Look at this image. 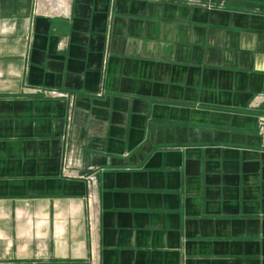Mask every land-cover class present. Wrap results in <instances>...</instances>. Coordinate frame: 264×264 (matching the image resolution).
Listing matches in <instances>:
<instances>
[{
	"label": "crops",
	"instance_id": "crops-1",
	"mask_svg": "<svg viewBox=\"0 0 264 264\" xmlns=\"http://www.w3.org/2000/svg\"><path fill=\"white\" fill-rule=\"evenodd\" d=\"M52 9L0 0V264H264V0Z\"/></svg>",
	"mask_w": 264,
	"mask_h": 264
},
{
	"label": "rangeland",
	"instance_id": "rangeland-1",
	"mask_svg": "<svg viewBox=\"0 0 264 264\" xmlns=\"http://www.w3.org/2000/svg\"><path fill=\"white\" fill-rule=\"evenodd\" d=\"M45 1H46V5H47V7H48L49 9L53 10V9H52V4H55L56 2L53 1V0H45ZM45 1H43V2H45ZM207 7H208V5H207ZM207 7H206V8H207Z\"/></svg>",
	"mask_w": 264,
	"mask_h": 264
},
{
	"label": "built area",
	"instance_id": "built-area-1",
	"mask_svg": "<svg viewBox=\"0 0 264 264\" xmlns=\"http://www.w3.org/2000/svg\"><path fill=\"white\" fill-rule=\"evenodd\" d=\"M37 1L40 2V1H45V0H37ZM53 1H55L56 3H58V0H53Z\"/></svg>",
	"mask_w": 264,
	"mask_h": 264
}]
</instances>
